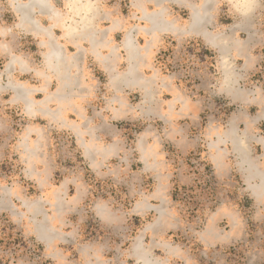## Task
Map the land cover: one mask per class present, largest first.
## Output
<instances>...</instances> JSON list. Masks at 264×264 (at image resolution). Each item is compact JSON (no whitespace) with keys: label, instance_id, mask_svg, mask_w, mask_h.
Wrapping results in <instances>:
<instances>
[{"label":"rangeland","instance_id":"1","mask_svg":"<svg viewBox=\"0 0 264 264\" xmlns=\"http://www.w3.org/2000/svg\"><path fill=\"white\" fill-rule=\"evenodd\" d=\"M219 6L207 29L232 35L240 17L226 3ZM8 9L0 0V28L6 30L0 35V264H142L137 241L158 264H264V199L252 195L229 142L221 147L229 154L220 171L208 146L210 127L223 132L236 116L255 118L260 107L219 92L224 74L217 50L197 37L181 43L164 37L152 66L191 102L190 110L178 104L170 116L171 96L160 94L159 81L153 101L143 104L139 89L115 91L101 65L83 64L86 96L74 99L65 118L89 121L82 128L91 151L86 154L69 129L40 112L31 116L23 102L13 101L12 85L32 90L48 81L52 93L57 81L42 77L49 74L44 49L13 28L17 16ZM253 10L251 33L234 32L248 41L253 66L244 70L243 59L231 61L241 75L236 88L264 95V0ZM11 55L25 66L8 73ZM126 67L122 61L118 70ZM142 75L151 77L152 71L143 68ZM43 96L37 91L31 98L39 102ZM78 106L86 120L77 117ZM237 129L264 136V120L250 130L238 121ZM246 145L264 166L260 145ZM42 233L49 241L40 239Z\"/></svg>","mask_w":264,"mask_h":264},{"label":"crops","instance_id":"2","mask_svg":"<svg viewBox=\"0 0 264 264\" xmlns=\"http://www.w3.org/2000/svg\"><path fill=\"white\" fill-rule=\"evenodd\" d=\"M67 1L68 0H50L51 5L56 10H58L63 16H68V19L65 22L52 23L50 18L45 16V13L40 10H34L33 13H31L33 17L40 21V30H31L29 27L19 28L17 26L19 21L18 14H16L13 9V4L10 0H5V3L10 9L7 11L17 16V21L13 25V28L18 29L21 33L27 35L28 37L36 39L39 47L44 49L42 59L49 74L45 72H41L40 74L45 79L53 76L57 81V87L59 86L61 74L55 68L53 69L47 66L44 55L49 51L50 42L52 43L54 41L62 45L65 50L66 57L69 59V74L78 76L80 80V86L76 87V95L74 99H83V97L86 96H82L84 93L82 88L87 87V78L82 70H84L83 64H87L86 62L89 61L94 65H101V69L105 72L107 78L109 79V87L115 91L120 92L122 90L139 89L143 98L142 103L144 104L153 101L154 85L156 81H159V86L162 87H159L158 90L160 94L165 92L169 93L171 96V99H169L166 104L168 108H170V114H168L169 116L173 114L172 110L176 109L178 104L181 105L182 111L190 110L191 102L189 98L184 96L180 90L173 85L172 78L161 77L159 75V71L152 66V60L155 51L158 50L159 46L165 42L164 37H172L179 43L187 37H197L202 39L206 45L217 50L219 54V61L224 74L219 92L225 93L230 97L231 101H236L240 104H246L254 101L255 103H258L260 107V112L255 118L249 120L247 115L244 114L243 117L236 116V120L244 121L247 130H250L249 128L252 124L258 121V119L264 120V95L250 91L244 92L237 89L235 83L237 82V78L241 77V75L237 74L234 70L235 68L232 66V62L236 58L243 59L244 70L245 68L251 69L255 61L252 55H249L248 53V41H240L234 37V32L237 30L246 31L248 34L251 33L252 29L250 22L254 12V7L250 12L244 14L237 11L229 0H90L91 3L101 4L103 6L97 7L95 10L90 12L89 21L83 23L80 21L81 17L75 14L76 12H70L66 8ZM223 2L226 3V6L230 11L240 17L239 21H236L231 28L232 35H225L222 32H210L207 29L214 20L213 14H216L218 10L221 9L219 5ZM253 3L255 5L257 0H253ZM125 12H128V19H126ZM144 12L156 13L157 16L162 13L163 17L168 21L167 25L163 28H159V26L153 28L152 33L146 32V28L149 29L153 26L150 25L151 23L146 21ZM181 14H186L188 19L184 21ZM5 31V29L0 28V35H3ZM129 31H131V36H133L132 40L134 46L139 49V58L141 59L139 61L141 66L139 68L138 75L141 79L136 83L132 82L133 78L129 77L131 73V60L128 56V51L126 50L127 48L124 46V40ZM204 33L217 35V43L224 46L227 45V49L222 55L220 54L218 46L212 45L206 40V38H204ZM142 35L147 37L144 46H141V40L143 39ZM221 36H223L222 40L227 38L225 43L220 41ZM110 60L112 64L114 63L111 66L109 63ZM122 61L126 62L127 67L121 72L118 70V66ZM9 62L10 60L8 63ZM14 65H19L22 68L25 66V63L18 57V61L13 63L10 70L5 68V71L9 73ZM143 68H147L152 71L151 77L144 78L142 75ZM91 85L92 87L90 85L88 87L96 88L95 82H92ZM48 86V81H44L41 88H35L32 90L27 88V90H29V94L26 92L29 97L28 100L31 99L33 101L35 109L38 110L36 112H40L41 115H43L41 113L43 111L40 109L41 105L44 103L43 101L55 92H48ZM145 88L146 90L148 89V92ZM37 91H43L44 94L43 98L39 102H35V100L31 98L32 94ZM118 99L119 98L112 101L117 103ZM18 100L23 102L24 107L26 108L27 99H16L14 95L13 101ZM74 102L75 100L72 99V101L69 102V106H65V108L61 109L63 110L62 116L64 115L65 117L66 112L70 110V108L72 109L74 107ZM52 103L56 105L54 111L58 110L57 103L52 100L44 103L42 108L50 111L49 106ZM119 106L122 110L124 108V102H119ZM74 110L76 111L78 118L86 120L81 107ZM120 115L121 113L119 110L114 113V118H118ZM236 120L230 121L227 130L223 132L216 127H210V129H208V137L211 138L208 146L213 151L211 159L215 168L220 171L225 165L228 154H233L236 158L237 167L240 172L245 175V182L252 192V195L258 200H261L264 199V190L256 188L260 185L263 186L264 184V166L256 158L254 160L250 157L246 143L248 141L258 143L262 149V156H264V136L253 135L249 131L238 133V121ZM88 123L89 121H84L85 125ZM66 128L73 133L71 128ZM226 142L231 144V151L229 153L221 148ZM238 143L243 144V148L245 150L244 152L237 150ZM145 154H151V152L145 151ZM254 188L255 192L253 193Z\"/></svg>","mask_w":264,"mask_h":264},{"label":"bare ground","instance_id":"3","mask_svg":"<svg viewBox=\"0 0 264 264\" xmlns=\"http://www.w3.org/2000/svg\"><path fill=\"white\" fill-rule=\"evenodd\" d=\"M10 2L13 4V9L15 10L16 14H18V20L19 21H18L17 26L19 28H21V27H27L28 28L29 27V29H31V30H40V28H41L40 21L31 15V13H33L34 10H40L41 12L45 13V16H48L50 18V20L52 21V23L53 22L54 23L65 22L68 19V16H65V15L63 16L58 10H56L51 5L50 0H26V1L10 0ZM88 2H90V0H68L67 1V3H73V4H77V3L82 4V3H88ZM162 11H163V8H162ZM73 12H76L75 14L79 15L81 17L80 21L83 23L88 22L90 19L89 13L85 17V14L83 12H77L76 10H73ZM159 15H161V16H159ZM159 15L157 16L156 13L144 12V17H145L146 21L151 23L150 25L153 26L152 28H149V29L146 28V32L152 33L153 28L158 27V26H159V28L160 27L163 28L167 25L168 21L163 17V14L161 13ZM195 17H198V16H195ZM200 24H201V21H200ZM203 36L212 45L218 46V49L220 50L221 55L227 49V45L224 46V45H220L217 43L218 42L217 41V39H218L217 35H211V34L209 35V34L204 33ZM132 37L133 36H131V31H129L127 34V37L124 40V46L127 48L126 50L128 51V56L131 60V68H130L131 73H130L129 77L133 78L132 82L136 83L141 79L138 76L139 75V68L141 66L139 64L140 63L139 61L141 59L139 58V52H138L139 49H137L134 46ZM222 37L223 36L220 37V41H222V43H225L227 38H225V40H222ZM44 59H45L46 64L49 68H53V69L55 68L57 71L60 72L61 79L59 80V86L55 90L54 94H52L50 97H47L43 101L44 103H46L49 100L56 102L58 110H55V111L45 110L44 108H42V106H44V103H43L41 105V108H40L43 111L41 113L43 115L45 114L44 116H47V118L50 121L56 122L59 126L71 128L73 133L75 134V136L80 141L81 145L85 147V153L91 154L89 151V148L87 147L88 145H86L83 142L84 131L82 128H86V125L84 124V122L78 123V124L68 123L67 120L65 119L64 115L62 116L63 110H61V109L65 108V106H69V102L72 101V99L74 100V97L76 95L75 94L76 87L80 86V80H79L78 76L69 74V72H68V61H69V59L66 57L65 50L63 49L61 44L56 43L54 41L52 43L50 42L49 51L44 55ZM17 61H18V56L11 55L10 56V62L7 64L6 69L10 70L13 63H16ZM109 63H110V66L114 64V63L112 64L111 60ZM20 86L12 85V88L14 89V92H15V98L16 99L17 98L27 99L25 110L28 112L29 115L33 116L36 113V111H38V110L35 109V106L33 105V101L31 99L28 100V98H29L28 97V94H29L28 91L29 90L25 89L24 86H22V85H20ZM145 90H146V88H145ZM26 92H28V94H26ZM237 150L244 152L245 150L243 148V144L238 143L237 144ZM256 189H260V190L263 189L264 190V184H263V186H261V185L258 186V188H256ZM254 192H255V188L253 189V193ZM263 193H264V191H263ZM105 220H107V219H105ZM41 232H43V231H41ZM40 239L41 240L45 239L46 241H49L47 236L45 237L43 233L41 234ZM134 249H135V256H136L137 260H140L142 264H158L156 262H153L152 259L151 260L149 259L148 253L143 251L140 241H137V243L134 246ZM158 261H159V259H158Z\"/></svg>","mask_w":264,"mask_h":264},{"label":"clouds","instance_id":"4","mask_svg":"<svg viewBox=\"0 0 264 264\" xmlns=\"http://www.w3.org/2000/svg\"><path fill=\"white\" fill-rule=\"evenodd\" d=\"M229 2L232 3L233 7L244 14H247L250 12L253 7L255 6L253 3V0H229ZM103 5L101 4H94L91 2L88 3H67L66 8L71 12L73 10H76L77 12H83L85 14V17L87 16L88 13L92 12L95 10L97 7H102Z\"/></svg>","mask_w":264,"mask_h":264}]
</instances>
